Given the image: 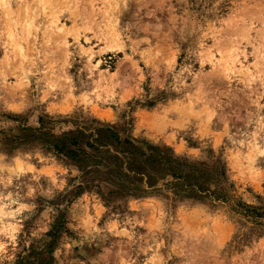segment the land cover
<instances>
[{
  "label": "rangeland",
  "instance_id": "obj_1",
  "mask_svg": "<svg viewBox=\"0 0 264 264\" xmlns=\"http://www.w3.org/2000/svg\"><path fill=\"white\" fill-rule=\"evenodd\" d=\"M147 146L223 165L226 203L136 178ZM239 204L264 213V0H0V264H264Z\"/></svg>",
  "mask_w": 264,
  "mask_h": 264
},
{
  "label": "trees",
  "instance_id": "obj_2",
  "mask_svg": "<svg viewBox=\"0 0 264 264\" xmlns=\"http://www.w3.org/2000/svg\"><path fill=\"white\" fill-rule=\"evenodd\" d=\"M64 147V145L61 146L60 152L65 150ZM135 150L134 154L138 155L139 165L133 164L132 161V164L129 163V167L134 171L136 178L151 177L150 173L160 170L168 173L171 179L175 180L177 185L174 191L176 198L210 206L215 205L217 202L226 203L225 194L220 187L221 182L227 181L223 165L216 169L204 168L203 164L189 163L182 158L175 157L172 151L165 147L147 146L145 152L140 149ZM77 151L74 150L72 155H67V157L69 159L75 158ZM237 206L232 207L235 213L240 210V212L244 211L246 215L253 212L255 217H264V213H258L255 209L247 207L244 210L246 206L242 204Z\"/></svg>",
  "mask_w": 264,
  "mask_h": 264
}]
</instances>
